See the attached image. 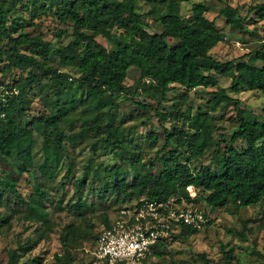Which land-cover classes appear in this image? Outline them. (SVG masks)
<instances>
[{
	"label": "trees",
	"instance_id": "obj_1",
	"mask_svg": "<svg viewBox=\"0 0 264 264\" xmlns=\"http://www.w3.org/2000/svg\"><path fill=\"white\" fill-rule=\"evenodd\" d=\"M25 5L24 8L30 15L47 8L53 10L57 19L70 21L71 38L66 44L52 49V53L62 65L78 69L75 86L81 93L75 98L70 93L71 79L68 74L48 65V81L45 86L52 94L48 112L38 119L40 129L34 120L24 126L20 125L21 116L26 111L23 105L24 94L34 84H40V78L32 71V67H42L43 63L37 56L45 58L51 53V49L40 33L29 35L20 31L15 34L20 24L28 21L12 3L0 0V55L7 56L5 70H27L22 78L13 74H7V77L0 75L1 81L17 87V92L9 97L6 104L0 103V153L18 154L23 165L19 170L32 164L31 134L35 129L42 137L43 167L58 164L67 151L64 139H67L68 145H73L87 131L100 136L114 149L121 148V137L114 124V116L110 113L113 105H109L105 113L100 110L107 104V101L100 100V96L104 94L112 97L122 93L127 98L131 89L134 92L139 89L140 93L159 102L175 85L184 88L216 85L210 97L212 105L230 100L238 102L226 93L225 87L216 84L217 78L213 72L229 76L228 87L231 90L244 87L264 94V42L251 53L259 64L247 60L245 55L224 61L217 59L209 50L224 37V32L216 25L214 18H208L204 14L206 7L200 1L191 4V13L185 18L180 13L179 0H165L164 10L155 15L160 24L157 31H149L144 26L142 15L136 10L137 0H30ZM250 11L256 20H263L264 0L250 7ZM218 14L223 16L225 23L240 30L244 29L243 22L246 19H253L246 15L239 16L236 7L228 4L220 8ZM98 36L110 46L106 47L98 42ZM132 67L139 70L140 78L146 77L147 80L135 86L127 85L125 78ZM65 94H69V97L63 98ZM77 103L83 105L84 112L96 111V115L90 125L80 128L76 133L64 135L59 130L58 123L68 118L69 110ZM157 113L159 120L165 117H170L171 120L181 118L183 122H187L188 128L173 126L172 130H168L160 123L164 140L160 148L163 152L159 155L160 166L157 172L149 170L154 164L149 159L148 170L137 171L130 183H126L124 177H121L118 164L109 169L101 188L115 192L117 195L114 200L119 204L104 216V224L97 233L89 237L92 240L90 247L94 245L99 232L111 224L118 206L132 203L140 196L164 198L184 193L185 186L192 184L197 189L193 200L202 206L206 214L208 207L228 203L245 207L264 197V105L260 111L261 118H248L238 113V124L231 132L228 142L222 146L223 157L218 171H212L207 165L193 171L189 164L192 158L198 157L210 145L206 113L190 115L188 111L178 109L171 114ZM172 140L175 146L171 148L169 143ZM238 141L242 144H238ZM178 146L183 147L187 155H183ZM137 161L138 157L132 159V162ZM94 174L97 175L96 170ZM86 179V175L82 174L73 180L75 192L78 193L83 188ZM15 184V180L9 175L0 176V199L7 193L20 197ZM201 190L207 193L202 196ZM32 193L35 198H41L43 194L38 186H34ZM20 199L29 206L28 199ZM74 204L81 207L86 205L80 195ZM65 228L66 233L61 236L63 244L68 246V235H74L78 230L69 225ZM193 232L196 230L188 226L176 225L168 236L153 246L151 255L143 263L165 252L172 237L186 236ZM21 247L18 248L22 251L30 248L29 245ZM16 252V249L9 251L7 264H41L38 256L27 262H18ZM54 257L59 264H71L72 256L68 250L66 254H55ZM91 260L89 254L84 264L91 263Z\"/></svg>",
	"mask_w": 264,
	"mask_h": 264
},
{
	"label": "rangeland",
	"instance_id": "obj_2",
	"mask_svg": "<svg viewBox=\"0 0 264 264\" xmlns=\"http://www.w3.org/2000/svg\"><path fill=\"white\" fill-rule=\"evenodd\" d=\"M2 1L12 3L28 21L26 24H20L15 34L20 31L29 35L40 33L45 44L51 49L47 57L37 56L43 66H34L32 71L39 76L40 84H34L23 98L26 111L21 116L20 125L24 126L34 120L40 129L38 119L48 112L52 97L50 90L45 86L48 81V65L68 74L71 79L70 93L75 98L81 93L75 86L78 69L71 65H62L52 53V49L69 41L72 26L69 20L57 19L51 9H42L30 15L24 8L25 3H30V0ZM197 1L205 5L204 14L208 18H214L216 25L224 32V37L213 45L209 52L223 61L245 55L247 60L259 64L251 53L264 42V19L256 20L250 7L263 0H179L181 15L188 17L191 4ZM164 3L165 0H137L136 10L142 15L144 26L149 31L160 29L155 15L164 10ZM226 4L236 7L239 16L246 15L247 18L253 19L243 22L244 29L233 28L218 14L219 9ZM96 39L104 46H110L102 37L98 36ZM5 63L7 56L2 54L0 75L7 77V74H13L21 78L26 75L27 70L6 71ZM213 73L217 78L216 84L225 87L226 93L238 102L230 100L212 105L210 97L216 85L195 88L175 85L159 102L140 93L139 89L138 92L131 89L126 95L127 98H124L122 93L112 97L104 94L100 96V100L107 101V104L100 110L105 113L109 105H113L110 113L114 116V124L121 137V148L114 149L100 136L87 131L73 145H68L67 139H64L67 151L58 164L43 167L42 137L35 129L31 134V165L19 170L23 165L18 154L0 153V176L7 174L12 177L20 197L29 200L27 206L20 197L10 193L4 194L0 199V264H7L11 249H16L18 262H27L30 258L38 256L41 264H59L54 255L66 254L68 250L72 256L71 264H84L89 258L87 249L92 241L89 237L97 233L104 224V216L119 204L114 200L117 195L115 192L101 188L109 169L118 164L121 177H124L126 183H130L137 171L148 170L149 159L154 161L149 170L157 172L160 166L159 155L163 152L160 148L164 140L160 123L168 130H172L173 126L188 128L187 122H183L181 118L171 120L170 117H165L159 120L157 111L171 114L178 109L188 111L190 115L206 113L211 142L198 157L192 158L189 164L193 171L203 165H207L212 171H218L223 157L222 146L228 142L231 132L238 124V113L248 118H261L264 94L256 89L244 87L231 90L228 87L229 76ZM146 80V77L140 78L137 68L132 67L128 70L125 83L135 86ZM68 97L69 94H65L63 98ZM67 115L66 120L58 123L59 130L64 135L76 133L80 128L90 125L96 111L84 112L83 105L77 103ZM238 144L242 142L238 141ZM174 146L175 142L172 140L169 147ZM178 148L183 155H187L183 147ZM135 157H138L139 161L132 162ZM82 174H85L87 179L77 193L73 180ZM34 186L42 189L41 198L34 197ZM206 193L201 190L202 196ZM78 195L86 205L81 207L74 204ZM207 216L208 222L202 229L186 236L172 237L165 252L159 257L139 264H264V197L245 207L234 203L208 207ZM66 225L78 230L74 235H68V246L63 244L61 236L66 233ZM25 245L30 248L25 251L18 248Z\"/></svg>",
	"mask_w": 264,
	"mask_h": 264
},
{
	"label": "built area",
	"instance_id": "obj_3",
	"mask_svg": "<svg viewBox=\"0 0 264 264\" xmlns=\"http://www.w3.org/2000/svg\"><path fill=\"white\" fill-rule=\"evenodd\" d=\"M16 92V85L0 80L2 105ZM196 195V187L188 184L184 193L164 198L140 196L132 203L118 206L111 224L99 232L94 245L87 249L92 259L89 264H139L176 225L202 229L208 216L194 202Z\"/></svg>",
	"mask_w": 264,
	"mask_h": 264
}]
</instances>
